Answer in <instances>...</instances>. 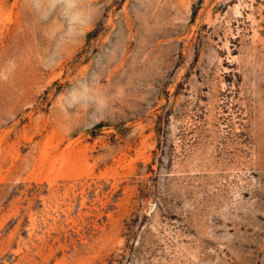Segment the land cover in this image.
Listing matches in <instances>:
<instances>
[{
  "label": "rangeland",
  "instance_id": "rangeland-1",
  "mask_svg": "<svg viewBox=\"0 0 264 264\" xmlns=\"http://www.w3.org/2000/svg\"><path fill=\"white\" fill-rule=\"evenodd\" d=\"M0 264H264V0H0Z\"/></svg>",
  "mask_w": 264,
  "mask_h": 264
}]
</instances>
